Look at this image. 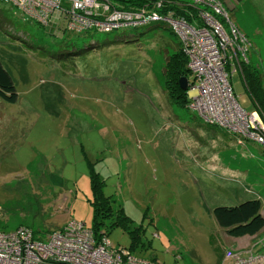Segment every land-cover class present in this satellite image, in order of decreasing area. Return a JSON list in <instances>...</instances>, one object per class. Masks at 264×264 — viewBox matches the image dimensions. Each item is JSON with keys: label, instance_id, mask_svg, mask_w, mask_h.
Here are the masks:
<instances>
[{"label": "rangeland", "instance_id": "1", "mask_svg": "<svg viewBox=\"0 0 264 264\" xmlns=\"http://www.w3.org/2000/svg\"><path fill=\"white\" fill-rule=\"evenodd\" d=\"M204 2V8L196 5L199 11L222 16L213 8L219 4L214 7L229 17L223 22L225 30L229 33L233 23L245 36L241 46L246 56L239 50V57H232L237 73L230 72L229 81L242 108H260L264 0ZM5 17L0 61L18 99L16 104L0 100L13 126L26 115L28 140L13 156L7 145L0 149L7 154L0 159V232L27 226L39 233L37 239H44L69 220L93 228V198L90 190L82 189L88 178L81 175V142L90 156L104 161L110 176L106 194H117L101 228L113 249H134V255L155 259L156 264H220L227 249H247L245 237L232 238L218 225L214 210L258 199L264 216V147L250 141L239 145L173 97L166 73L184 48L167 25L66 33L61 38L55 36L53 24L25 22L17 8L0 0V21ZM15 31L21 38L11 35ZM183 55L188 60L186 52ZM243 56L245 64H238ZM244 66L260 72L262 90L248 91ZM56 148L71 156L62 176L55 171L61 165ZM43 152H48L51 167L39 157ZM113 171L123 172L122 177ZM74 181L80 183L78 199L72 197L73 207L60 208L54 197L71 195ZM117 205L130 222L119 218ZM259 234L248 242L263 237L264 230Z\"/></svg>", "mask_w": 264, "mask_h": 264}, {"label": "built area", "instance_id": "2", "mask_svg": "<svg viewBox=\"0 0 264 264\" xmlns=\"http://www.w3.org/2000/svg\"><path fill=\"white\" fill-rule=\"evenodd\" d=\"M206 5L204 0L192 3ZM17 8L21 17L47 27L65 23L67 30L87 33H110L118 29L137 28L152 23L167 25L181 40L188 55V69L193 77L187 96L190 108L206 123L217 126L232 135L241 146L246 141L264 147V122L256 111L247 112L235 96L229 81L228 65L237 59L245 36L230 23L228 33L223 22H229L227 13L216 3L217 14L197 10L191 21L183 18L177 9L163 1L153 9L122 10L110 7L104 0H3ZM169 7V8H166ZM168 9V10H167ZM167 12V13H166ZM232 29V33H231ZM235 56V59L231 60ZM245 56L238 64H245ZM231 64L232 73H237ZM260 235V234H259ZM95 235L82 222L70 220L61 231L49 232L42 239L27 226L16 231L0 232V264H156L133 256L127 250H115L108 236ZM156 236V235H155ZM258 236V235H257ZM256 237V236H254ZM220 264H264V236L257 238L245 251L227 249Z\"/></svg>", "mask_w": 264, "mask_h": 264}, {"label": "trees", "instance_id": "3", "mask_svg": "<svg viewBox=\"0 0 264 264\" xmlns=\"http://www.w3.org/2000/svg\"><path fill=\"white\" fill-rule=\"evenodd\" d=\"M104 1L112 8L122 9V10H133V11L139 9H147L149 5H151L149 6V9H153L154 8L153 4L157 3L158 1H163L165 4L167 2H170L168 3L169 7H171L172 9H177L179 14L183 16V18L187 19V21H191L192 17L194 16V13L198 10L197 8H192V5L184 3L181 0H104ZM6 18L7 17H5V19H1L0 24H5L8 21L6 20ZM25 22H29V20L26 19ZM64 25L65 28L60 29L61 32H57V31L54 32L55 36L57 37L60 36L62 38L61 35L66 33L84 34L81 32H73L72 30H67L65 23ZM152 25H164V24L152 23ZM121 28L122 29H118L116 31H121L126 29L124 26ZM110 33H113V31H110ZM11 35L14 37L21 38V34L20 33L16 34V31L13 33L11 32ZM181 53H182L181 56L175 60V63L170 68V71L168 70V72L166 73L167 75L166 84L170 89V92L172 93L173 97H176V99L179 100V103H183L185 105L188 104V106H190L191 102H189L190 100L187 96V92H184L180 88L179 82L181 78L187 77L189 83L191 84L193 83V78L192 80H190L191 72L188 69V60L187 58H185L186 60L182 59V55L184 54V52L181 51ZM229 66L230 65H228V69H231L230 72L232 73L233 70ZM243 68H244L243 69L244 81L246 83V87L248 91L256 92L262 90L263 85H261L260 82V78H261L260 72L258 73L257 70H254L253 68H249L247 66H244ZM0 99L10 104L16 103L18 99V94L16 92L14 82L10 74L4 69L1 61H0ZM262 107H264V104L263 106H260V108L259 106L255 105V109L252 111L258 112L259 115L261 116V119L264 122V109H262ZM91 183L95 198L93 200L94 202L92 201L94 208V212H93L94 225L93 228L91 229H93L95 235H100L99 237L103 235L108 236L106 232H103L101 230V228L103 224L105 225V223H107L106 220L110 218L109 215L112 213L111 197L110 196L105 197L102 194L101 191L103 187L102 182H99L96 176H92ZM262 208L263 207L261 200L254 199L234 207H226V206L218 207L214 210V217L218 225L222 229H224L230 237L232 238L253 237L264 230V216L262 213ZM118 211H120L119 213L120 219H123L126 222H130V219H128V217L124 215L122 210H118ZM35 234L38 236L39 233L35 232ZM127 251L137 258L144 259L134 255L133 253L134 249H132V251L129 250ZM144 260L152 261V259L151 260L144 259Z\"/></svg>", "mask_w": 264, "mask_h": 264}, {"label": "crops", "instance_id": "4", "mask_svg": "<svg viewBox=\"0 0 264 264\" xmlns=\"http://www.w3.org/2000/svg\"><path fill=\"white\" fill-rule=\"evenodd\" d=\"M55 26V29L57 32H60V29H62V27H60L59 25L53 24ZM2 63V62H1ZM3 65V64H2ZM6 70V69H5ZM7 71V70H6ZM8 72V71H7ZM9 73V72H8ZM10 74V73H9ZM11 76V75H10ZM3 101L0 100V141H1V146L0 149L4 148L5 145H7V147L10 149V154L13 156L15 152H19L22 149V146H24L28 140V137L25 134V129H26V115L25 118L20 119L19 120V124L17 126H13L10 123L9 120V113L6 111L5 106L2 103ZM16 104V103H15ZM29 109L32 112H35V110L31 109V107L28 105ZM25 113H26V108L22 109ZM78 147V153L80 155H83V161L81 160V162L84 165V172L81 174L82 176H87L88 180H87V184L85 185L84 182V188L82 187V189L91 192V196H92V200L90 199V205L92 206V211L94 212V208H93V204L92 201L95 199L94 198V194H93V190H92V176H96L99 182H102V194L105 197H111V205L112 208H115V203H116V199H117V194L115 196L112 195H107L105 192L106 189V176H109L107 173V170H105V165L102 163L104 162L102 159H95L92 156H90L88 149H86V146L82 145L81 142H79ZM74 151V148L71 149ZM56 153L58 156L61 157V165L58 166L57 168H55V171L58 175L62 176L63 174H65V168L66 165H68V161L69 158L64 151V149H60V148H56ZM48 152H43L39 155L40 158H42V160L51 167V165L49 164L48 160H49V154ZM3 157H7V154H1L0 153V159ZM116 170H118L116 167H114ZM112 175H118L119 178L122 177L123 172H115L113 171ZM110 177V176H109ZM78 179V177L76 178ZM68 182V180H66ZM104 182V183H103ZM74 188L75 190H71L69 196H63V195H57L54 198L57 199L56 203H60V208H66V207H73L74 205H72V200L74 199V201H76L79 197V190H80V183L75 182L74 181ZM68 186V184H67ZM53 190L57 191L58 187H54ZM69 191V189H68ZM73 197V199H72ZM61 198V200H59ZM73 201V202H74ZM94 202V201H93ZM117 210H123V208H121L120 205H117ZM70 221V220H69ZM68 221V222H69ZM67 222V223H68ZM66 223V224H67ZM64 224V225H66ZM92 224H93V220H92ZM94 225V224H93ZM259 235V234H258ZM257 236V235H255ZM254 237V236H253ZM253 237H245L247 239L246 242V247L250 244V242H248V238H253ZM238 239V238H235ZM243 239V238H240ZM151 260V259H150ZM152 261H156L155 259H152Z\"/></svg>", "mask_w": 264, "mask_h": 264}, {"label": "water", "instance_id": "5", "mask_svg": "<svg viewBox=\"0 0 264 264\" xmlns=\"http://www.w3.org/2000/svg\"><path fill=\"white\" fill-rule=\"evenodd\" d=\"M180 88L184 91V92H188L189 89V81L187 77H183L181 78L180 82H179Z\"/></svg>", "mask_w": 264, "mask_h": 264}, {"label": "bare ground", "instance_id": "6", "mask_svg": "<svg viewBox=\"0 0 264 264\" xmlns=\"http://www.w3.org/2000/svg\"><path fill=\"white\" fill-rule=\"evenodd\" d=\"M12 9V8H11ZM223 15H225V14H223Z\"/></svg>", "mask_w": 264, "mask_h": 264}, {"label": "clouds", "instance_id": "7", "mask_svg": "<svg viewBox=\"0 0 264 264\" xmlns=\"http://www.w3.org/2000/svg\"><path fill=\"white\" fill-rule=\"evenodd\" d=\"M258 235V234H257Z\"/></svg>", "mask_w": 264, "mask_h": 264}]
</instances>
